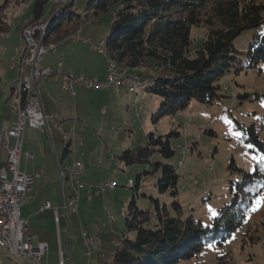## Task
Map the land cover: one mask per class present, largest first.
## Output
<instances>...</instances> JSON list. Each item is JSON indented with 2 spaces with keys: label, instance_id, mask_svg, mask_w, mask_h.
<instances>
[{
  "label": "rangeland",
  "instance_id": "obj_1",
  "mask_svg": "<svg viewBox=\"0 0 264 264\" xmlns=\"http://www.w3.org/2000/svg\"><path fill=\"white\" fill-rule=\"evenodd\" d=\"M3 1L0 0V3H3ZM55 1L57 0L52 2L50 0L46 4V11L51 7L50 5L55 4ZM35 2L36 0L17 2L11 0L8 3L5 10L6 31L5 33L0 32V55L5 57L6 60L13 55L18 57V54L15 53V47L20 44V35L22 39L20 24L24 26L25 22L32 18V8ZM87 2L88 0H74L73 5L69 6L67 11L82 12ZM45 14L48 18L49 13L45 12ZM112 17V11L97 16L90 13L89 19L82 24L92 22L88 24H95L97 26L95 31L100 30L103 33L101 38H105L108 35ZM263 27L264 24H261L258 29ZM206 31L207 27L205 26L191 27L192 50L200 45L205 38ZM254 31L250 30L234 40L236 49L241 52L239 54L241 61L246 59L247 48ZM59 40L51 41L58 42ZM50 45L52 48L53 43ZM259 67H246L237 71H235V67H232L225 73L218 81L221 87L220 92L225 95L221 101H217L212 105L192 101L186 108L174 114L163 115L155 120L152 119V115L158 109L161 97L146 89L151 83V79L147 80L142 90H139L141 85L134 90H129L125 86L128 91L132 92L131 94H120L119 96L110 94L111 96L106 99V103L100 98L88 101L90 104L87 114L89 112L94 114L100 121L101 111L104 109L106 115L108 114V119L105 120L106 126L103 128V132L99 135L100 131L96 133L99 141L94 140L97 147H104V157L99 155L103 164L97 166L96 169H85L86 178H84L88 181L85 184L96 186L102 181L113 179L117 186L114 187L115 189L106 190L99 194L93 191L90 201L93 203V207L88 210L87 205L84 219L78 222L80 223L78 227L81 229H85V227L89 229L88 226L100 228L109 224L108 236L106 238L102 237V239L99 235L105 244L102 252L103 256L101 257V254L98 256L93 250V256L88 259L84 255V248L81 244L82 237L80 238L79 235L76 237L71 236L67 244L73 264H99L100 259L109 260L111 258L116 243H120L124 238L127 204L135 193H137V196H135L136 203L141 209L152 210L153 199H159L167 204L171 203L169 192L162 193L156 186L161 173L160 167L156 169V162L172 165L179 174L178 193L185 214H191L197 219L209 222L219 207L230 203L231 182L241 178L243 171L252 172L255 164L264 160L262 159L264 153L260 148L245 141V135L249 134L248 127L254 124L260 139L264 142V63ZM5 72L6 69L0 62V75L2 76L0 105L8 103V112L10 111V104L16 100V92L13 89L12 94L5 101L11 92V80L13 79L10 72L8 74H5ZM127 72L137 74L128 70ZM144 80L146 81V79ZM244 93L258 94L260 97L258 99H248L243 97ZM3 112L0 108V113ZM236 122H239L241 126L237 125ZM205 130H212L214 133L209 134ZM148 133H153L154 136L169 137L174 154L166 158L155 151L152 153L150 161L144 163H126L120 159V155L125 149H134L145 144ZM61 141L62 146L57 154L58 157H60L62 148L66 143L65 139ZM72 154L73 151L64 159V165L68 167L72 165L69 166L67 160L69 155L72 156ZM232 159L235 166L242 169V171L229 166ZM69 182L61 183L60 169L57 168V177L54 181L40 185L35 182L32 188L33 194L36 191L39 193L25 207H22L21 212L32 213L47 202H50L53 208L59 207L62 204L61 187L66 184L63 190L70 191V189H67ZM130 183L133 186L138 183L137 191L134 187L127 186ZM26 196H32V194L28 193ZM261 197H264V189L253 198L252 206L257 211L253 212L252 207L248 208L244 220V228L248 226L253 231V234L257 236L255 240L249 239L247 236H241L239 230L235 234L237 239L231 240L226 249L218 248L219 250L222 249L221 252L228 251L227 258L231 264H264V227L262 226L264 222V201H261L259 205L257 204V200ZM86 202L88 201L86 200ZM107 206H110V213L114 216L112 222L108 221ZM51 213L48 211L38 218L32 217L29 222L30 234L32 237L34 236L33 244L38 241H45L48 244L47 252L42 259L44 264H57L58 262V243L56 245L55 233L52 235L48 231L49 224L47 227H39L37 223V219L40 222L43 220L49 222L50 219L52 221ZM72 219V214L69 216L68 221L59 214V225L62 226V230L64 226H67V222L72 223ZM248 221H250L249 225H246ZM128 235L130 237L134 236L133 233ZM111 239L114 241L111 242ZM65 254L67 256L66 251ZM211 257L212 254L209 255V258ZM209 263L212 264L214 261ZM0 264H27V262L6 251L0 241ZM66 264H70V262H66ZM183 264H194V261Z\"/></svg>",
  "mask_w": 264,
  "mask_h": 264
},
{
  "label": "trees",
  "instance_id": "obj_2",
  "mask_svg": "<svg viewBox=\"0 0 264 264\" xmlns=\"http://www.w3.org/2000/svg\"><path fill=\"white\" fill-rule=\"evenodd\" d=\"M10 1L0 3V32L6 31L5 10ZM68 1L60 2L53 10L49 7L47 11L46 4L50 0L34 3L31 20L45 19V41L58 40L68 31H76L83 17L89 19L90 13L97 16L112 11L109 32L104 39L107 56L119 63L120 68L136 72L141 77V87L146 82L144 79H151L146 89L161 97L153 120L174 114L192 101L209 105L221 101L225 95L221 94L218 81L225 73L232 67L237 71L264 63V27L258 29L264 24V1L88 0L84 11L79 13L67 11L74 3V0ZM57 9L60 10L58 16ZM45 12L49 13L48 18ZM193 26L207 27L205 38L194 50L190 36ZM250 30L255 31L246 59L241 61V52L236 49L234 40ZM244 94L248 99L260 97ZM247 131L245 141L264 153V142L255 125L249 126ZM146 138L145 144L125 149L120 159L126 163H144L150 161L155 151L166 158L174 154L169 137L148 133ZM68 151L67 143L63 152ZM155 166L161 168L156 186L162 193L169 192L171 203L153 199L152 210L141 209L135 193L127 204L124 238L115 246L111 258L99 260V264H183L191 261L194 264L211 261H214L212 264H231L228 251L221 252L218 248L226 249L231 240L237 239L235 234L239 230L241 236L255 240L257 236L253 231L248 226L244 228V220L253 198L264 189V160L255 164L252 172L243 171L241 178L231 182L230 203L219 207L209 222L185 214L178 193L176 169L162 162H156ZM229 166L237 168L233 159ZM138 186V183L135 186L130 183L129 187L137 191ZM129 233L134 236L130 237Z\"/></svg>",
  "mask_w": 264,
  "mask_h": 264
},
{
  "label": "crops",
  "instance_id": "obj_3",
  "mask_svg": "<svg viewBox=\"0 0 264 264\" xmlns=\"http://www.w3.org/2000/svg\"><path fill=\"white\" fill-rule=\"evenodd\" d=\"M52 1L53 0H51V2ZM58 5L59 4L55 3L52 4L51 7L54 8ZM88 23L86 22V24H81V26H79L76 31H68L66 36L62 37L58 42H53L50 40L49 43H53V46L42 56L41 64L44 66H51L54 69H59L61 72H69L70 74L75 76L85 75L90 77H96L99 80H103L107 74V57L103 52H100L94 46L97 43L99 44L102 41L104 42L105 38H101L103 36V33L100 30L95 31V28L97 27L95 26V24L92 25ZM21 26L22 25L20 24V34L22 29ZM75 33H78V37H75L73 35ZM21 42L22 39L20 35L19 43L21 44ZM92 44H94V46H92ZM18 46L15 47L16 54L18 53ZM17 59L18 57L13 55L8 60H6L5 57L0 55V62L2 66H4V68L6 69L5 74H8V72H10L13 75L12 80L21 79L26 74V67H22L19 63V60L17 66ZM58 63H60V66H58ZM1 81L2 76L0 75V82ZM146 82L144 85H146ZM144 85L143 87H139V90H142L144 88ZM12 87L13 86L11 84L10 88ZM34 90H36L40 96L44 113L47 116V124L49 126L53 125L51 115L54 114L56 115L57 122L59 123V125L56 128H52L50 136L47 132H41L40 130L30 127L28 125L24 126L19 163L20 170L27 174L33 175V186L35 182L39 185L42 183L47 184L56 179L57 168L59 170L58 166H60V168L64 166L68 167L67 165H64L63 162L64 159L68 156V154L73 151L72 156L69 155V157L67 158V160L69 161V166L74 161H81L84 167V174L80 177V180L83 183H87L88 181L85 179V169H96L97 166L103 164V161L100 159L99 155L104 157V147H97L96 143H94V140L99 141L97 139L96 133L100 131L98 133L99 135L103 132V128L104 126H106L105 120L108 119V114L106 115L104 109H102L101 111L102 117H100V121H98V118L94 114H90V112L89 114H87L86 112H88V106L90 104L88 101H91L95 98H100L106 103V99L113 94L119 96L120 94L128 95L132 92L128 91L125 86H120L118 88L108 86L105 88L94 89L85 87L84 85L75 82V94L71 95L63 89L62 80L59 77L41 78L36 83V86H34ZM10 91L11 92L8 94L5 101L8 100V98L12 94L13 89H10ZM15 92L16 100L12 104H10V111L7 112V107L9 108V105H7L8 103L5 105H0V108L4 111L2 114L0 113V128L4 122L10 123L16 121L17 119V110L21 102L18 94V89H15ZM64 139L66 140V143L62 148L60 157H58L57 154L61 150L62 146L61 140ZM67 143L69 151L65 154L63 151ZM27 154H30V156H28ZM4 156L5 155H3V162ZM98 157L99 160L97 159ZM70 185L71 184L69 182V185H67V189L70 188ZM64 186L66 187V184ZM64 186L62 185L61 191L64 189ZM32 188L26 193V195L30 193L32 194V196H27L26 200L20 205V215L27 220L29 227V222L32 217L38 218L48 211L52 212V221L50 218L49 222L45 220L40 222L37 219V223L39 227H47V225L49 224L48 231L52 233V235L55 233L56 245L58 243V227L62 242V252L66 262H70V264H73V260L70 256L69 247L67 244L68 239L70 240L71 236L76 237L79 235V237L81 238L82 230H84L88 234H98V236L100 235L101 238H106L108 236L109 224L101 226L102 228L88 226L90 227L89 229L87 227H85V229H81L80 227H78L80 224L78 223L79 220L84 219L86 215L85 213L87 211V208L85 209V207L88 205V210L92 209L93 207V203L90 202L92 197H88L86 188H82L80 190V197L78 199V204L75 210L67 212L66 215L62 209L58 211V214H60L62 218H65V220L67 221L71 214L73 217L72 223L70 221L67 222V226H64L63 230L62 226L59 225V216L58 225H56L55 227L56 222L55 218H53L54 213L52 208H46L42 211H38L37 208V210L32 213H28L27 211H25L24 213L21 212L22 207H25L39 193L38 191H36V193L33 194ZM65 192L67 193L69 191L66 190ZM86 200L88 202H86ZM106 212L108 215H112L110 213V206H107ZM63 222L65 223V221ZM33 237L32 240L34 239ZM111 240V242L114 241L113 239ZM104 245L105 244L102 241V245L98 249H95L94 253L98 256L99 254H101L102 257ZM65 251L67 252V256L65 254ZM91 253L90 256H86L88 259L93 256V253Z\"/></svg>",
  "mask_w": 264,
  "mask_h": 264
},
{
  "label": "built area",
  "instance_id": "obj_4",
  "mask_svg": "<svg viewBox=\"0 0 264 264\" xmlns=\"http://www.w3.org/2000/svg\"><path fill=\"white\" fill-rule=\"evenodd\" d=\"M57 1L56 4H59ZM54 8H52L53 10ZM87 19L83 17V22ZM39 28L31 30L30 44H23V51H28V59L26 67V79H15L11 81L13 87H19L20 90L26 91V95L21 103V113L13 124H8L7 136H12V146L7 149L8 162H5V167L0 168V241L7 250H15L24 258L31 260L33 264H44L42 259L47 252V243L38 241L33 244L32 235L30 234L27 220L20 215V205L26 200V193L33 186V175L27 174L20 170V154L22 146L23 129L25 125L47 132L51 135L52 128H56V115L52 114L51 119L53 125L47 124V116L44 113L40 96L34 86L41 78H61L63 89L74 95V83L78 82L85 87L100 89L108 86L118 88L125 84H137L136 78L130 75L122 74L114 76L109 66H107V74L103 80L96 77L85 75H72L69 72H61L59 69H54L51 66L41 64V58L44 55L39 49ZM75 37H78L76 35ZM94 46V44H92ZM96 47L102 52L101 44H96ZM18 54V53H17ZM18 66V59H17ZM60 66V63H58ZM65 137V136H64ZM66 138V137H65ZM30 156V154H27ZM60 169V166H59ZM72 169V183L70 191L62 190V204L59 207L53 208L50 203H45L38 211L46 208H52L56 225H58V211L62 209L65 214L76 209L79 198V191L82 188L87 189V195L90 197L93 191L96 194L111 190V180L102 181L96 186L85 184L80 180L84 174V167L81 161H74L70 166ZM114 220L113 215L108 216V221ZM89 234L82 230V245L85 256L89 254ZM57 242H58V264H66V260L62 252V242L60 232L57 227Z\"/></svg>",
  "mask_w": 264,
  "mask_h": 264
},
{
  "label": "bare ground",
  "instance_id": "obj_5",
  "mask_svg": "<svg viewBox=\"0 0 264 264\" xmlns=\"http://www.w3.org/2000/svg\"><path fill=\"white\" fill-rule=\"evenodd\" d=\"M66 1L67 0H62L60 2H66ZM69 1H72V0H69ZM56 2L57 1H55V3ZM60 2H59V4H60ZM55 14L58 16L60 14V10L57 9V12ZM22 27H23L22 32H21L22 42L17 47V52H18L19 63L22 67L25 68V65H27L28 51H23V44H30V34H31L32 29L40 27V29H39V49L41 51H43L44 54L51 48V45H50V43H47L45 41V33H46V29H47V24L43 18L38 19L36 21H33L30 18V20L25 22L24 26H22ZM73 35L76 36V35H78V33H75ZM99 44H101L102 52L107 57V66L110 67L112 74L114 76H121L124 73L126 75H130V77H132V78H136V80H140V81H138L137 84H125V86L129 90H134L135 88L139 87L142 84L141 77L137 74H133V73L131 74V73L127 72V70L125 68H120L119 63L115 62L114 60L110 59L107 56V49H106L104 42L102 41ZM21 79H26V74ZM16 89H18V94L20 97L21 90L19 87H16ZM20 102L21 103L23 102L21 97H20ZM20 113H21V104L18 106L17 118H18ZM8 124H13V122H10V123L4 122L0 128V168H4L5 162H8L7 149L11 148V146H12V136H7ZM3 155H5L4 156V162H3ZM60 173H61V183L62 184L66 180H68L72 183V169H70V167L68 168V167L64 166V167L60 168ZM115 186H117L115 180H111V189ZM129 186H130V184L128 185V187ZM89 239H90L89 240V254H90L93 250L97 249L98 247H100L102 245V240L98 235H89ZM7 251L12 253L16 257L27 261L28 264H33L30 259L24 258L22 255H19V253L17 251H15V250H7Z\"/></svg>",
  "mask_w": 264,
  "mask_h": 264
},
{
  "label": "water",
  "instance_id": "obj_6",
  "mask_svg": "<svg viewBox=\"0 0 264 264\" xmlns=\"http://www.w3.org/2000/svg\"><path fill=\"white\" fill-rule=\"evenodd\" d=\"M25 95H26V91L21 90V92H20V96H21V99H22V100L24 99Z\"/></svg>",
  "mask_w": 264,
  "mask_h": 264
},
{
  "label": "snow or ice",
  "instance_id": "obj_7",
  "mask_svg": "<svg viewBox=\"0 0 264 264\" xmlns=\"http://www.w3.org/2000/svg\"><path fill=\"white\" fill-rule=\"evenodd\" d=\"M264 159V158H262ZM261 201H264V197H261L259 200H257V204L259 205L261 203Z\"/></svg>",
  "mask_w": 264,
  "mask_h": 264
}]
</instances>
